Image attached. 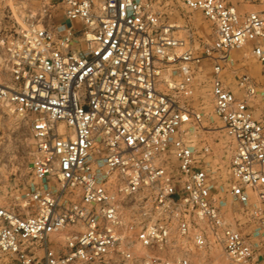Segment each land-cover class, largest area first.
I'll list each match as a JSON object with an SVG mask.
<instances>
[{
  "label": "built area",
  "instance_id": "obj_1",
  "mask_svg": "<svg viewBox=\"0 0 264 264\" xmlns=\"http://www.w3.org/2000/svg\"><path fill=\"white\" fill-rule=\"evenodd\" d=\"M178 1L214 29L200 52L167 19L174 0H50L0 25V104L34 141L32 180L14 202L0 198V264H194L192 246L211 245L228 264L264 262L257 85L239 75V98L223 78L233 50L264 64V8ZM206 60L232 142L222 185L198 101Z\"/></svg>",
  "mask_w": 264,
  "mask_h": 264
},
{
  "label": "rangeland",
  "instance_id": "obj_2",
  "mask_svg": "<svg viewBox=\"0 0 264 264\" xmlns=\"http://www.w3.org/2000/svg\"><path fill=\"white\" fill-rule=\"evenodd\" d=\"M50 0H0V25L18 27V21L24 24L22 18L29 12H38L43 4ZM238 5L240 11H259L264 8L261 0H231ZM172 14L167 15L170 22L175 23L179 36L189 40L192 46L200 52L206 44L212 43L214 29L206 20L202 12L190 11L174 0ZM169 11V9H168ZM15 25V26H14ZM233 62L225 67L224 80L234 88L239 98L245 91L237 85V77L249 74L257 85V94L249 98V105L255 118L264 123V64H262L249 48L233 50ZM212 63L204 62L203 72L200 75L202 82L199 100L203 102L205 112V128L213 150V166L217 170L218 184H226L229 179L230 162L232 156V142L226 136L224 124L214 111V105L209 94V77L212 73ZM4 75L0 74V81ZM34 141L28 125L7 108L0 104V198L14 202L17 195L22 194L32 180V159ZM224 206L226 217L234 224L239 217V205L234 203L229 195L225 197ZM246 228V226H243ZM62 240V239H61ZM142 254V252H140ZM192 260L194 264H228V259L221 247L211 245L208 248L192 246ZM258 264H264L259 260Z\"/></svg>",
  "mask_w": 264,
  "mask_h": 264
}]
</instances>
